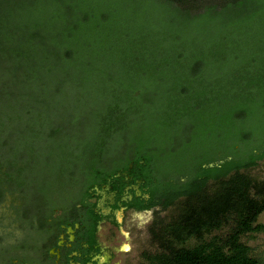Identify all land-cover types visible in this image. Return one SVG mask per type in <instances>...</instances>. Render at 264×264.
Returning a JSON list of instances; mask_svg holds the SVG:
<instances>
[{"label": "trees", "instance_id": "trees-1", "mask_svg": "<svg viewBox=\"0 0 264 264\" xmlns=\"http://www.w3.org/2000/svg\"><path fill=\"white\" fill-rule=\"evenodd\" d=\"M116 135L150 186L134 207L177 208L144 264H264L242 241L263 228L264 0H0V153L33 155L25 192Z\"/></svg>", "mask_w": 264, "mask_h": 264}, {"label": "flooded vegetation", "instance_id": "flooded-vegetation-1", "mask_svg": "<svg viewBox=\"0 0 264 264\" xmlns=\"http://www.w3.org/2000/svg\"><path fill=\"white\" fill-rule=\"evenodd\" d=\"M124 142L123 137L116 135L113 143L101 144L104 149L96 154L97 160L90 157L81 160L83 165L70 167L72 180L60 187L47 218L45 211L50 206L40 189L45 181L34 182L36 188L29 190L25 201V232L15 233L12 243L0 246V264H108L102 229L105 227L108 233L123 232L126 212L160 209L134 207L133 204L148 200L146 190L150 186L145 185L147 178L141 175L140 167L134 169L131 162L127 169L122 166L131 153L129 143ZM89 160L95 165H85ZM149 176L152 182L156 180L155 173Z\"/></svg>", "mask_w": 264, "mask_h": 264}, {"label": "rangeland", "instance_id": "rangeland-1", "mask_svg": "<svg viewBox=\"0 0 264 264\" xmlns=\"http://www.w3.org/2000/svg\"><path fill=\"white\" fill-rule=\"evenodd\" d=\"M25 107L26 105L16 104L13 105V110L17 114H20ZM4 129L5 132L10 129V132L1 135V139L10 141L12 137L11 131L13 130L12 123L11 125L8 123L5 124ZM102 135L99 137H102ZM96 141L98 143L99 138ZM80 149V146L74 147L71 150L70 156L61 153L60 156L67 157L68 164H65L64 161L63 165L62 162L60 164L62 166L61 170L56 167L55 173H51L52 171L49 170L48 177L54 180V184H49L44 192L47 204L50 206L45 211L46 218L50 215L54 197L59 194L60 187L64 186L67 181L72 180L69 178L70 167H72L71 161L81 156L83 160L90 158L87 154L81 152L83 149ZM27 157L28 160L25 162L21 158L19 159V156H12V159L8 157V160L4 153H0V189L3 190L2 198L0 199V236L3 239L0 241V246H6L12 243L16 238L15 233L25 232V219L27 215L23 216V212L25 201H28L25 186L33 178V173L30 175L27 173L25 176V170L31 167L29 160L33 162L32 154L29 153ZM248 173L256 180L264 181V159L260 160L255 167L249 169ZM26 178H29L28 181H26ZM176 212L177 208L175 206L169 207L166 210L155 209L149 212L134 214L128 211L125 213L122 221L121 229L123 232L108 233L104 227L102 229V235L103 241L105 242V254H107L105 259H107L108 264H144L145 259L142 256V252L153 251L155 249L149 233L153 223L159 220H168ZM256 223L261 224L263 228L244 235L242 241L250 247L251 255L264 262V212L258 216ZM111 248L114 249L113 252L110 251Z\"/></svg>", "mask_w": 264, "mask_h": 264}]
</instances>
